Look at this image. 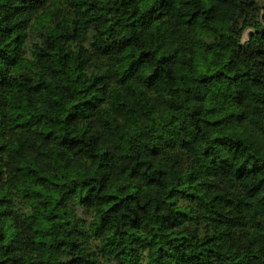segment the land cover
<instances>
[{"label": "trees", "instance_id": "trees-1", "mask_svg": "<svg viewBox=\"0 0 264 264\" xmlns=\"http://www.w3.org/2000/svg\"><path fill=\"white\" fill-rule=\"evenodd\" d=\"M49 2L0 0V205L6 206L0 211V229L8 227V218L22 225L13 242L3 247L0 264H213V256L218 264H264L261 156L248 153L242 162L232 163L221 150L235 159L241 141L229 144L230 138L213 135L196 157L192 142L197 137L187 135L185 123L204 120L200 105L214 92L223 93L237 108L248 102L264 104V0H209L190 14V0H153L130 14L129 0H87V6L80 0H51L53 6L62 5L54 11ZM146 15L156 26L146 40L169 45L171 55L161 59L171 61L176 72L193 73L177 80L180 87L175 89L192 110L184 119L173 115L169 127L136 144L135 155L124 162L120 145H109L100 189L90 187L89 179L73 180L70 167L59 184L45 183L47 176L32 179L36 169L24 172L25 163L18 157L31 152L38 139L48 151L60 149L56 155L65 167L82 166L83 155L95 156L77 147L81 138L70 134L55 144L51 131L34 135L35 127L46 129L47 123L43 112L26 113L25 104L35 102L54 111L59 100L52 98V85L55 95L66 94L87 78V87L76 90L79 104L72 105L80 111L68 112L64 120L75 124L88 119L89 127L97 125L94 137L103 135L106 122L89 117L96 116L100 105L108 111L114 94L127 93L114 87L104 104L108 97L94 93L102 92L109 74L97 70L131 42L132 36L120 35L118 28L144 34L151 27L143 22ZM150 51H140L128 66L148 58ZM209 67L213 70L200 71ZM128 99L136 105L134 98ZM145 103H151L157 122L167 119L169 110H183L182 104L173 107L151 94ZM208 113V127L225 119L212 115V109ZM143 115L138 112L137 118ZM244 115L228 112L237 120ZM196 131L204 129L197 126ZM123 174L136 181L135 190L126 186L120 196L100 195L106 183ZM22 233L30 234L21 238ZM4 236L0 230V239Z\"/></svg>", "mask_w": 264, "mask_h": 264}, {"label": "clouds", "instance_id": "clouds-1", "mask_svg": "<svg viewBox=\"0 0 264 264\" xmlns=\"http://www.w3.org/2000/svg\"><path fill=\"white\" fill-rule=\"evenodd\" d=\"M85 6H87V0H80ZM106 2V0H105ZM131 8L129 14L133 8L143 7L146 3H151L153 0H129ZM262 0H257V3H261ZM209 0H190V7L188 12L196 8H202L207 6ZM62 5L57 3L54 6L49 2V8L54 11L55 7H61ZM107 15V13H105ZM115 16V13H112ZM145 25L151 27L146 28L144 34H141L139 29H134L129 32L121 25L118 28L120 35L132 36L131 42L125 46L122 50L118 51L111 58L105 59L104 63L97 70L98 73H108V76L104 77L102 82V92L94 93L95 96L99 97L101 94L108 97V91L114 87L124 89L127 96H116L115 94L111 97V108L105 111L104 105H100V110L96 116L89 117L91 120L99 119L101 122H106L103 135L98 138L94 137L96 132V124L89 127L88 119H81L78 123L68 124L64 120V117L68 112H79L80 108H73V104H79V99L76 95L78 88H86L88 81L87 78L82 79L73 89L66 94L55 95V86L52 85L53 94L52 98L59 100V104L56 105L54 111L46 110V106L33 102L32 104H25L24 111L26 113L31 112H43L44 121L47 123L46 129L35 127L33 134L41 133L45 130L53 133L52 144L64 137L66 134H70L77 138H81V142L77 147H81L85 152L95 156V159H90L89 155H83L79 157L80 165L75 164L65 167V161L57 156L56 153L60 149L55 148L53 151H48L46 147H40V140L38 139L33 146L31 152L23 154L19 159H22L25 163L23 169L27 172L31 168H35L36 172L31 174L32 179L37 176H47L48 180L45 183L54 181L57 184L61 182V178L68 175L66 169L71 168L73 180H84L89 179V186L95 185L96 189H100L101 175L105 171L104 162L107 160L105 157V151L109 148V145L116 144L120 145V155L123 158V162L130 159L135 155V145L142 142H148L150 137H153L161 127L167 128L170 125L168 120L173 115L178 120L184 119L187 112L192 110L191 104H184L183 97L175 91L180 85L176 84V81L181 79H187L193 73L191 71L181 70L176 72L174 66L169 60H162L161 57L170 56L171 51L167 42L161 43L160 40L153 38L152 42L146 40L148 31L155 32V25H153L152 17L146 15L142 18ZM184 27H187L186 25ZM91 31V29H90ZM143 50H151L148 58H141L137 63L132 64L129 67L130 60H135L138 53ZM159 52V55L156 53ZM143 61V62H141ZM98 63V61H95ZM127 68V72L124 69ZM211 67L207 69H200V71H212ZM96 73H93L95 75ZM123 76V80L121 77ZM41 77H36L38 81ZM117 81L122 83L117 84ZM35 82V81H34ZM107 88L105 89V85ZM159 84V87H157ZM149 94L152 97L158 98L159 101L165 104H172L175 107L176 104H182L183 110H177L173 113L171 110L168 111L167 119L157 122L153 120L151 103H145L149 100ZM223 93H211L206 99V102L200 105V110L204 115V120L195 119L190 124L185 121L187 128L186 133L189 137L196 136L197 139L192 142L194 144V152L196 157H200L203 152L204 146L210 144V139L213 135H222L230 138L228 143L232 141H241L240 148L241 152L236 155L233 159L232 153H225L221 150V154H226L228 159L232 163L242 162L243 156L248 153L253 154V158L257 153L261 156L262 162H264V122H261V116L264 115V104L258 106L252 105L250 102L241 104L239 108L230 100L222 98ZM128 97L134 98L137 103L134 106L129 102ZM109 103V97L104 104ZM83 107V105H80ZM135 108L136 111L132 109ZM255 108V111H253ZM208 109H212V115L216 118L221 116L225 117L215 127H208L206 120L209 118ZM244 112V118L237 120L236 117L228 116V112ZM144 113L140 118H137V113ZM200 126L204 129L202 133H197L196 128ZM245 145L247 147H245ZM19 148V146H16ZM37 153H45L44 156L37 157ZM200 162L205 164L203 159H199ZM103 167L97 168V164H101ZM41 164H47V169L41 167ZM159 166V165H157ZM55 173V175L53 174ZM95 177L96 179H91ZM137 183L136 181H129L126 179V175L123 174L120 179L115 181H109L105 184L104 188L100 190V195H107L114 193L117 196L125 194L124 188L127 186L132 190H135L132 185ZM39 190V189H37ZM13 192H16L15 188H12ZM40 199V198H36ZM5 205H0V211H3ZM20 219H23L21 217ZM22 225H14L12 218H8V227L6 229H0L5 232L3 239H0V259H4L2 255L3 247L7 246L8 243L13 242V237L17 233L21 232ZM30 233H22L21 238H27ZM219 244L220 241H216ZM23 248V245H21ZM228 251L227 247L224 248ZM21 253H15L14 255H20ZM213 260V264H218L216 258L210 257ZM114 264V262H113Z\"/></svg>", "mask_w": 264, "mask_h": 264}]
</instances>
